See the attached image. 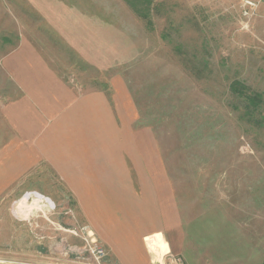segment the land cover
<instances>
[{
  "label": "rangeland",
  "instance_id": "1",
  "mask_svg": "<svg viewBox=\"0 0 264 264\" xmlns=\"http://www.w3.org/2000/svg\"><path fill=\"white\" fill-rule=\"evenodd\" d=\"M243 11V0H0V150L1 110L20 97L3 63L21 36L35 39L76 93L106 95L146 157L153 184L119 210L149 237L150 264H264V33ZM244 93L261 96L252 113ZM5 163L0 154V264H96L92 242L110 264L51 167L3 189Z\"/></svg>",
  "mask_w": 264,
  "mask_h": 264
},
{
  "label": "crops",
  "instance_id": "2",
  "mask_svg": "<svg viewBox=\"0 0 264 264\" xmlns=\"http://www.w3.org/2000/svg\"><path fill=\"white\" fill-rule=\"evenodd\" d=\"M262 16L264 4L251 20L264 33ZM73 24L62 29L67 46L76 45L81 35ZM22 37L3 63L20 97L1 110L9 132L7 145L0 150L9 167L2 188L11 189L38 165H48L73 192L90 227L109 250L110 264H150L145 247L149 237L130 227L139 222L130 209L119 210L138 199L146 183L153 184L146 157L129 147V136H123L104 93H76L33 49L38 42ZM156 238L154 244L162 253Z\"/></svg>",
  "mask_w": 264,
  "mask_h": 264
},
{
  "label": "built area",
  "instance_id": "3",
  "mask_svg": "<svg viewBox=\"0 0 264 264\" xmlns=\"http://www.w3.org/2000/svg\"><path fill=\"white\" fill-rule=\"evenodd\" d=\"M264 2V0H243V14L248 18H253L258 10L260 5ZM89 252L92 258L95 260L96 264H102L105 259L106 252L103 248L96 247L94 242L89 247Z\"/></svg>",
  "mask_w": 264,
  "mask_h": 264
},
{
  "label": "trees",
  "instance_id": "4",
  "mask_svg": "<svg viewBox=\"0 0 264 264\" xmlns=\"http://www.w3.org/2000/svg\"><path fill=\"white\" fill-rule=\"evenodd\" d=\"M137 11V15L142 18V19H148V14H144L139 10ZM238 84H236L233 88V90L235 91V94L237 93V91H239V88H237ZM243 97L245 99V102L247 104V111L249 113H252L256 108L255 105H261L262 100H261V96L258 94H251V95H247L246 93L243 94ZM260 108V107H259ZM259 108L257 109V111L259 110Z\"/></svg>",
  "mask_w": 264,
  "mask_h": 264
}]
</instances>
